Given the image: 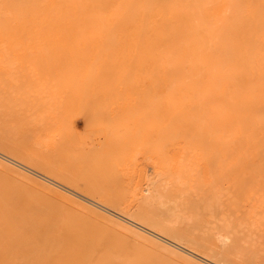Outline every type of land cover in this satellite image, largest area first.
Here are the masks:
<instances>
[{"label": "rangeland", "instance_id": "obj_1", "mask_svg": "<svg viewBox=\"0 0 264 264\" xmlns=\"http://www.w3.org/2000/svg\"><path fill=\"white\" fill-rule=\"evenodd\" d=\"M54 11L58 31L6 44L0 14V264H207L127 212L213 264H264V0Z\"/></svg>", "mask_w": 264, "mask_h": 264}, {"label": "bare ground", "instance_id": "obj_2", "mask_svg": "<svg viewBox=\"0 0 264 264\" xmlns=\"http://www.w3.org/2000/svg\"><path fill=\"white\" fill-rule=\"evenodd\" d=\"M68 1H70V0H1V2H0V5H1L0 6L1 7L0 8V12H1L0 13L1 14V44L3 42H5V44H6L5 39H7V38H5L3 36L5 34L40 35V34H50L51 32L52 33L55 32V30L58 31V26H55L53 21H52L51 7L53 9V6H54V9L57 10V12H55V11L54 12L57 13V15H58V12L60 10V3L61 2H68ZM14 40L29 41V42L35 43V41H39V40H49V37L48 38L31 37L28 39L20 37V38H15ZM248 99L251 101L250 98H248ZM253 107L254 106L250 105V103L246 100L241 102V104L239 106V108L241 109L239 111L240 117L242 118L241 123L246 121V120H249L251 122V120L248 119L247 110L249 111V109H252ZM238 122L240 123V121H238ZM9 161L11 162V160H9ZM50 182H52V181H50ZM54 184H56V183H54ZM83 196H85V195H83ZM95 202H97V201H95ZM101 207H103V206L101 205ZM105 207H107V206H105ZM109 208H111V207H109ZM111 209H113V208H111ZM105 210H106V208H105ZM168 210L169 209H167V211ZM107 212H108V210H107ZM113 212H115V211H113ZM113 212L109 211V213L118 216L117 214H115ZM116 213H118V212H116ZM123 213H120V215L122 216ZM129 213L128 212L124 213L125 215H123V217H120L122 219V221L127 223L129 226L125 225L123 223L121 225L125 226L126 228H128L132 232L138 233L137 230H135V228L142 230V231H145L146 233H148V234H150L156 238H159V239L163 240L164 242H166V243H168V244H170V245H172L178 249L183 250L185 253H187L191 257L198 258V259L206 262L207 264H213V262H211V261H214V260H211L213 257L212 258L210 257L211 258L210 259V258L203 256L202 254H200V253L190 249L189 247L181 244L180 241H178L175 237H170V235L168 236L165 233H161V231L160 232L157 231L156 229H154L153 225L151 223L147 222L146 220H143V219H137L136 220V218ZM46 255H47V253H46ZM222 263H224V262H222Z\"/></svg>", "mask_w": 264, "mask_h": 264}]
</instances>
